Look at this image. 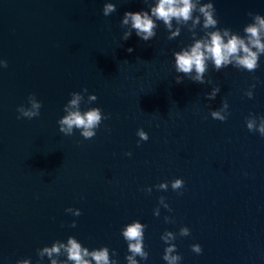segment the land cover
<instances>
[{
	"label": "water",
	"instance_id": "obj_1",
	"mask_svg": "<svg viewBox=\"0 0 264 264\" xmlns=\"http://www.w3.org/2000/svg\"><path fill=\"white\" fill-rule=\"evenodd\" d=\"M108 2L117 10L105 16ZM213 3L218 27L241 35L250 13L264 15V0ZM143 9L145 0H0V61L8 62L0 66V264H51L38 249L71 235L127 264L121 229L134 220L146 225L140 264H166V230L177 234L180 264H264V136L246 123L264 116V54L255 72L209 64L205 83L178 84L173 53L191 33L169 40L157 21L152 40L135 31L123 40L124 13ZM72 92L83 97L81 111L100 107L106 117L91 139L59 130ZM32 94L40 114L21 117ZM225 99L227 119H214ZM177 178L184 187L173 190ZM164 181L167 190L156 187ZM184 226L190 235H179Z\"/></svg>",
	"mask_w": 264,
	"mask_h": 264
},
{
	"label": "clouds",
	"instance_id": "obj_2",
	"mask_svg": "<svg viewBox=\"0 0 264 264\" xmlns=\"http://www.w3.org/2000/svg\"><path fill=\"white\" fill-rule=\"evenodd\" d=\"M149 10L143 9L139 11H126L121 21V27L127 28L124 31L122 39L128 40L133 31L144 41H150L157 35L158 24L161 21L168 31V39L172 40L180 36L182 28H187L191 33L192 42L180 50L174 51V66L175 71L182 75L176 76V83H182L184 77H188L194 82L205 83V74L209 70L211 64L216 71L228 67L229 65L243 69L248 72H255L260 67V56L264 54V15L259 13H250L252 22L245 25L241 35L240 32L233 31L231 28L218 27L219 20L216 16V9L213 0H208L207 3H201V0H145ZM117 10L115 3H105L103 14L108 16ZM175 21V27L174 23ZM198 26L203 32L201 36L197 31ZM129 52L133 49L129 48ZM7 60L0 61V66L7 67ZM211 83V80L208 81ZM255 84L247 90L246 95L251 98L254 93L252 89ZM88 89L84 88L83 92ZM220 91L217 85L208 99H215L216 94ZM73 98L65 106L67 115L59 119V130L65 135H72L74 129H79L81 136L85 139H91L96 135V129L100 126L102 120L106 119L100 107H89L81 111L79 104L83 97L76 92L71 93ZM35 94L29 96L31 107L27 108L20 105L18 112L21 117L29 119L39 116L42 102H36ZM89 101L97 100L95 93L88 97ZM73 107L75 110H72ZM228 102L223 101L221 110H213L211 116L214 119L224 121L227 119L225 111L228 109ZM251 117V118H249ZM246 118L247 128L249 131H258L264 136V116L257 118L251 115ZM257 119L259 124L257 125ZM137 135L140 140L146 141L149 136L143 128L138 129ZM128 155H131L129 152ZM183 178L174 179L171 182L173 190H179L184 187ZM159 189L167 190L168 182L164 181L156 186ZM149 193L152 191L151 186L146 189ZM165 197L159 198V203H164L166 208L170 206L165 203ZM66 211L72 212L73 215L79 216L80 209L68 208ZM158 215V213H157ZM166 222H171L168 218ZM76 226V221L72 222V227ZM146 225L140 220H134L127 223L121 233L128 246V255H126L127 264H140L137 257L147 260L149 253L145 250L144 234ZM180 236L190 235V229L187 226L181 227L179 230ZM177 234L173 231L166 230L161 239L167 245L164 250L163 259L166 264H180L182 256L177 252V245L174 241ZM192 251L201 253L202 246L199 243L191 245ZM176 253V254H174ZM38 255L42 261L45 256L48 257L51 264H119L118 259L113 258L118 256L115 250L111 251L108 246L93 248L91 251L84 246L82 242L74 235L67 238L66 243L62 240H55L51 246L45 245L38 249ZM66 256V259H59L61 256ZM16 264H29V260H18ZM40 264V261L37 262Z\"/></svg>",
	"mask_w": 264,
	"mask_h": 264
}]
</instances>
